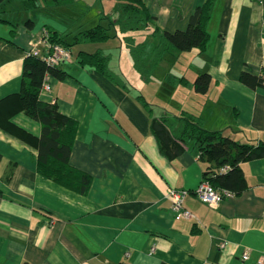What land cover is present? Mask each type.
<instances>
[{"label":"crops","instance_id":"obj_1","mask_svg":"<svg viewBox=\"0 0 264 264\" xmlns=\"http://www.w3.org/2000/svg\"><path fill=\"white\" fill-rule=\"evenodd\" d=\"M203 1L140 0L154 22L131 35L142 42L155 26L183 30ZM73 2L39 9L24 0L0 4V264H259L264 157L240 163L246 189L211 208L194 194L209 162L194 145L172 158L162 154L150 121L185 110L206 129L242 143L264 142V84L240 81L242 72L264 76V0H213L205 49L167 54L149 80L135 70L123 33L113 65L108 51L77 42L79 50L108 54V68L120 81L80 65L78 50L58 66L66 74L50 75V91L39 94L77 123L69 164L90 178L84 192L42 175L37 147L5 127L39 137L41 124L18 109L15 96L26 51L44 33L72 43L92 26L95 20L85 21L67 37L71 31L59 17H73ZM119 14L104 7L99 23L117 24ZM201 72L210 75L204 94L192 85ZM170 188L187 190L183 204L192 218H175Z\"/></svg>","mask_w":264,"mask_h":264},{"label":"trees","instance_id":"obj_2","mask_svg":"<svg viewBox=\"0 0 264 264\" xmlns=\"http://www.w3.org/2000/svg\"><path fill=\"white\" fill-rule=\"evenodd\" d=\"M4 1L0 0V4ZM24 1L26 5L39 9L41 6L47 7L51 2L67 5L63 1L68 3L69 0ZM212 2L213 0H204L202 4L196 6L185 29L168 32L155 26L148 38L142 42H136L131 32L148 30V26L154 22V17L149 14L140 0H116L117 9L120 11L117 24L112 20L106 24L95 23L75 34L72 43L67 42L64 37L57 38L53 35L47 37L49 41L61 43L68 48L69 45L80 41L102 42L116 36L117 32L123 33L122 41L128 49L135 70L145 80H149L167 54L194 48L199 51L205 49L209 38L206 23ZM0 20L4 21L2 18ZM77 57L80 65L94 68L113 81L120 82L108 68L110 56L102 50L98 49L94 52L79 50ZM45 74L62 78L66 73L59 70L58 66H50L38 57H26L23 63V87L21 92L15 95L18 109L41 124L39 137L34 138L22 128L10 124L5 127L37 147L38 171L42 175L64 186L84 192L90 178L69 164L77 123L60 113L55 102L40 100L39 91ZM240 81L255 87L264 84V76L242 72ZM209 84L210 75L201 72L194 79L193 88L196 92L204 94L208 91ZM141 100L144 107L149 109V104L142 97ZM150 128L158 142L160 152L168 158L181 153L186 146H196L200 150L199 157L209 162V166L203 172V178L217 188L232 191L234 195L241 193L247 187L240 163L264 157V142L242 143L224 135L221 131L206 129L198 116L185 110H181L173 117L151 118Z\"/></svg>","mask_w":264,"mask_h":264},{"label":"built area","instance_id":"obj_3","mask_svg":"<svg viewBox=\"0 0 264 264\" xmlns=\"http://www.w3.org/2000/svg\"><path fill=\"white\" fill-rule=\"evenodd\" d=\"M47 36L48 34L44 33L41 39L36 40L32 47L26 51V57H38L50 66H59L62 62L69 61L71 59L69 49L61 43L49 41ZM49 77V74H45L39 94L50 91ZM225 169L226 168H224V170ZM186 194L187 190L185 189H168L167 197L170 200L171 209L174 212L175 218L189 219L193 217V214L186 209L183 204ZM194 194L199 201L211 208H215L224 199L230 198L234 195V193L228 189L213 186L209 180L204 178H202L194 188ZM242 258H248L247 251L242 253ZM259 264H264V256L259 259Z\"/></svg>","mask_w":264,"mask_h":264},{"label":"rangeland","instance_id":"obj_4","mask_svg":"<svg viewBox=\"0 0 264 264\" xmlns=\"http://www.w3.org/2000/svg\"><path fill=\"white\" fill-rule=\"evenodd\" d=\"M106 8L107 10L112 8H117L116 6V0H76V2H73L72 5V18H65L62 19L59 17V20L62 21V25L65 27L64 29H68V32L71 31V33L67 36H73L78 30L82 29L81 23H84L85 21L89 22V20L93 19L95 22H92L90 25H93L95 23H98L100 20L98 19V11L102 10L103 8ZM69 23H68V22ZM113 33V30H112ZM118 35L109 38L108 40L102 41V42H90L88 44H92L91 46H99L104 52L108 51L111 57L112 65L114 62L118 60V47L121 44V37ZM71 38L69 39V41ZM83 43H73L70 46L72 48V54L73 57L76 55L79 48H81ZM81 46V47H80ZM193 85V84H192ZM195 91V90H194ZM198 93V92H197ZM170 95H172V92H170ZM203 123V122H202Z\"/></svg>","mask_w":264,"mask_h":264},{"label":"water","instance_id":"obj_5","mask_svg":"<svg viewBox=\"0 0 264 264\" xmlns=\"http://www.w3.org/2000/svg\"><path fill=\"white\" fill-rule=\"evenodd\" d=\"M120 264H126V263H120Z\"/></svg>","mask_w":264,"mask_h":264}]
</instances>
